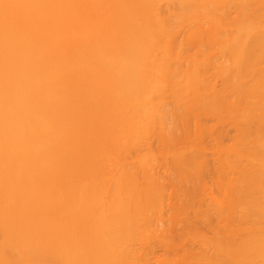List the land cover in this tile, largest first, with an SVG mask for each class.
Returning <instances> with one entry per match:
<instances>
[{
  "label": "bare ground",
  "instance_id": "bare-ground-1",
  "mask_svg": "<svg viewBox=\"0 0 264 264\" xmlns=\"http://www.w3.org/2000/svg\"><path fill=\"white\" fill-rule=\"evenodd\" d=\"M56 1H51L49 11L61 14ZM155 1L159 0L88 4L90 14L84 22L90 20L92 31L87 41L65 44L72 51L70 59L55 68L52 53L63 51L59 21H52L46 33L43 30L45 35L37 45L23 32L19 19L0 3V29L12 30L0 36V131L8 133L0 146V264H91L88 259L95 256V246L102 244L108 247L99 250L100 258L117 256L113 252L120 250L112 251L119 249L116 236L113 241L105 237L115 234L100 232L99 226H122V216L138 207L140 196L148 193L149 198L154 192L148 184L139 185L137 169L128 167L124 156L158 124L169 130L164 103L154 105V96L166 85L184 93H188L185 84L197 88L199 103L241 124L245 137L239 135L230 145L240 172L232 188L236 197L231 207L248 210L257 204L264 210V18L249 10L254 2L264 4V0H211L216 11L223 10L217 12L227 13L231 6L239 10L232 22L234 32L220 40L224 23L212 10L208 29L212 36L205 35L215 42L210 44L215 52L206 55L201 50L187 82L177 86L168 54L179 43L167 40L164 16ZM68 2L69 13H76L79 9L73 0ZM200 5L206 6L207 0L197 3L200 14L206 13L207 7L203 10ZM123 13L127 17L119 18ZM195 13L192 17L200 22L207 15L196 18ZM199 27L201 44L205 35ZM35 45L40 48L35 50ZM226 53L228 62L220 59ZM206 65L225 79L222 90L213 85L202 89L207 86ZM252 122L257 126L250 130ZM244 123L248 125L242 129ZM142 203L145 206L149 201ZM244 230L247 237H237L233 228L210 240L196 232L206 241L203 244H209L202 252L193 247L178 252L176 248L186 243H179L175 236L166 242L171 245L164 246L165 239H160L159 247L172 249L170 254L177 251L180 260L189 255V264H264V223ZM78 244L85 245L83 251ZM210 244L213 251L206 249ZM177 255L174 263L185 264Z\"/></svg>",
  "mask_w": 264,
  "mask_h": 264
},
{
  "label": "rangeland",
  "instance_id": "rangeland-1",
  "mask_svg": "<svg viewBox=\"0 0 264 264\" xmlns=\"http://www.w3.org/2000/svg\"><path fill=\"white\" fill-rule=\"evenodd\" d=\"M51 1L2 0L0 3L4 5L5 11L19 19L18 22L23 32L28 33L37 45H40L41 39L45 35L43 30L45 29L46 33L52 21H59L57 32L61 36L63 51L52 53L51 65L55 68L64 65L70 59L69 53L72 51L66 45L70 47L69 45H78L80 42L87 41L92 31V24H90V20L84 22V19L88 18L90 14L86 8L95 0H73L79 10L76 13L75 11L72 12V14L69 13L71 3L68 0L56 1L57 7L62 11L61 14L50 12ZM190 1L192 7L187 0H174L170 3L168 0L155 1L157 9L164 16L166 34L168 33L166 37H169L167 40L170 43L174 40L175 44L176 42L179 43V45L176 44L177 48L173 47L176 50L172 51V49L170 50L172 51L171 54H168L170 55L169 61H173L174 64L173 84L176 86L177 83L180 85L179 82H187V78L192 73L194 60L201 58V50L205 49L206 55L215 52V48H211L215 42L212 43L213 41L208 37L210 34H208L209 24H211L209 15L214 14L212 10H215L214 15H217L224 23L220 40L228 38L234 32L232 22L239 14V10L237 12L235 6L226 10L227 13L217 12L222 9L216 11L217 5L211 0H207L206 6L200 5L203 10L205 7L208 8H206V13L203 12L207 15L202 17L204 14H200L198 11L200 8L197 6L199 0ZM201 1L204 2V0ZM249 10L253 16L257 15L264 18V4L254 2ZM194 13V17L203 14L201 22L192 17ZM33 16L36 20L32 18ZM126 17L127 14L125 13L119 16L121 19ZM199 26L202 27L203 36L205 33L208 34L204 38L201 37L204 39H201L203 41L200 42L201 44H199L197 37L200 32ZM5 33H12V30L1 28L0 36ZM37 45H35V50L40 48ZM220 59L228 62L227 53ZM203 70L207 86L202 87V89H210L212 85L215 90L224 88L225 79L218 74L214 75L215 70L212 66L206 65ZM185 85L184 89H187L188 93H184L183 90L178 92L173 85H170L169 88L166 85L162 92L154 96L156 99L154 105L159 106V104L164 103V107L168 111L170 128L169 130H162L158 124L149 136H146L137 147L124 156L125 164L137 169L139 185L148 184L154 192L149 195V198L148 193L141 195V202L137 203L138 207L130 210V213H124L122 216L119 212H115L116 215L119 213L122 216V222L125 220L122 226H116L117 228L99 226L100 232L108 234L111 231L115 234L114 236L109 234L105 237L112 240L116 236L115 242H117L119 249L115 247L116 249L114 248L112 251L120 250V252H113L117 255L114 259H111L110 256L100 258L99 250L103 247V250L106 251L108 245H97L95 246V256L92 257V260L91 258L88 259L91 264H108L106 262L112 260L114 261L113 264H177L178 262L174 263L173 260H176V252L181 249L185 251L183 249L193 247V251H204L205 245L209 244H203L206 241L199 237L203 234L208 235L210 240L211 236H216L219 232L224 235V233L233 231L234 228L237 237H247L248 233L244 230L245 228L250 226L258 228L260 224L264 223V210H261L257 204H254L256 209L248 210H238L239 207L235 209L231 207L236 197L232 188H235L240 172L236 168L238 162L235 161V154L230 149V145L235 142L239 135L240 139L245 137L244 132H240L241 124L232 122L231 117H220L215 114L213 108H208L199 103L197 101L199 94L196 91L197 88ZM247 125L244 123L242 129L247 128ZM256 126L257 124L252 122L249 129L252 130ZM7 138L8 133L0 131V146L5 144ZM225 187L228 188L224 190ZM261 198L262 196H259V199ZM145 200H148L149 203L143 206L142 202ZM107 227L111 226L107 225ZM237 227L240 231L235 229ZM89 230L90 233L91 230ZM201 231L205 232L202 233ZM96 232L98 233L97 230ZM196 232L201 235L198 233V236ZM90 234L94 237L93 231ZM173 236L179 243H186L184 246L182 245L183 247L176 248L175 255L174 253L170 254L172 249L165 251L159 247L161 243L165 246L166 242H171L172 240L169 238ZM208 238L205 237V239ZM160 239H165V241L161 242ZM112 241L111 243H113ZM177 241L175 242L177 243ZM172 244L174 245L173 242ZM77 247L83 251L82 248H85V245L78 244ZM209 247L206 248L209 251H213L215 248L211 244ZM154 248L156 251H153ZM115 254L113 255L115 256ZM159 256L167 259L159 262L160 260H157ZM188 256L186 259H181L183 263L189 264L187 262ZM168 257H171L172 260ZM86 258L88 257L86 256ZM180 258L178 256L177 259L181 261ZM86 263L89 264V261ZM236 264L243 263L238 262Z\"/></svg>",
  "mask_w": 264,
  "mask_h": 264
}]
</instances>
